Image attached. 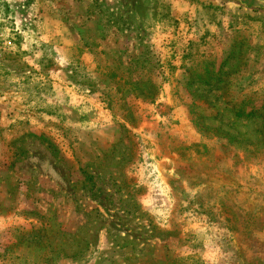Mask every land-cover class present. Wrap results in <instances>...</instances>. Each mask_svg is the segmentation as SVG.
<instances>
[{"label": "rangeland", "instance_id": "374dc122", "mask_svg": "<svg viewBox=\"0 0 264 264\" xmlns=\"http://www.w3.org/2000/svg\"><path fill=\"white\" fill-rule=\"evenodd\" d=\"M42 228L54 264H264V0H0V253Z\"/></svg>", "mask_w": 264, "mask_h": 264}, {"label": "trees", "instance_id": "16d2710c", "mask_svg": "<svg viewBox=\"0 0 264 264\" xmlns=\"http://www.w3.org/2000/svg\"><path fill=\"white\" fill-rule=\"evenodd\" d=\"M88 179L90 180V182L92 181V178L89 177ZM39 233H40L39 235H35L32 238L26 237L25 233L21 234V236L18 237V242L20 245L6 247L5 249H3V252L0 253V261L2 263L7 262L6 264H24L22 262H25V264H41V262L39 261L44 259L45 263L49 264L50 262V264H54L50 260H46V258H44L46 257L45 255L47 254L48 249L51 250L49 254H51V256L53 255L52 257L54 259V255L56 258V256H60L62 253H65L66 248L63 247L62 244H58L57 245L58 251L57 253L54 252L53 246H54L55 240L52 239V236H51L53 235V229H49V228L47 230L43 229V230H40ZM48 234L50 235L48 236ZM20 247L24 249V252L26 251L28 258L24 254V252H21V253L19 252V254H15L17 253L16 252L17 249ZM84 251L85 250L76 252L72 254L71 257L77 258L79 256H82ZM31 256H33L34 258H32Z\"/></svg>", "mask_w": 264, "mask_h": 264}]
</instances>
